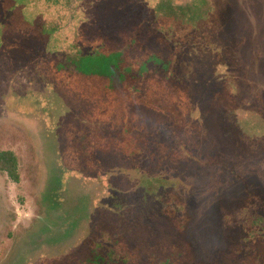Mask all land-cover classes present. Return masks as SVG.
Here are the masks:
<instances>
[{
    "label": "rangeland",
    "instance_id": "374dc122",
    "mask_svg": "<svg viewBox=\"0 0 264 264\" xmlns=\"http://www.w3.org/2000/svg\"><path fill=\"white\" fill-rule=\"evenodd\" d=\"M79 45L170 57L179 119L118 95L82 162L78 109L99 115L100 103L53 68ZM0 150L20 174L0 171V264H41L115 200L131 264L172 251L180 264H220L247 217L250 251L264 237V0H0Z\"/></svg>",
    "mask_w": 264,
    "mask_h": 264
},
{
    "label": "trees",
    "instance_id": "16d2710c",
    "mask_svg": "<svg viewBox=\"0 0 264 264\" xmlns=\"http://www.w3.org/2000/svg\"><path fill=\"white\" fill-rule=\"evenodd\" d=\"M133 43H135L134 39H132ZM128 47L130 45L104 54L97 53L92 46L79 45L78 49L81 48V52L63 56L53 63L56 72L69 70V75H78L80 79L77 78L72 85L82 91L86 88L90 98L100 103L97 110L99 115L87 113L83 111L84 108L78 109L79 114L86 119L87 126L86 129L81 130L86 142L76 144L80 148L81 161L84 160L87 165L90 164L89 156L92 150L90 143L98 140L97 133L101 132L99 127L103 125L100 117L107 114L113 101L121 98L118 95H126L129 99L141 101L164 111L175 121L181 116V103L175 94L178 79L173 73L171 58L153 53L141 60H128L126 58ZM84 80L90 82V85L84 86L81 83ZM155 83H159V90L156 88L155 91ZM103 95L107 96L108 100L101 101L100 97ZM123 132L122 139L125 137L123 144L127 148L126 152L132 153L134 150L131 146L134 140L132 136L128 137L132 129L124 127ZM108 138L110 141L119 139L116 135ZM152 168H147L144 173V185L149 184L151 173H155L151 171ZM0 171L6 173L12 182H19L18 159L12 150H0ZM114 207L115 210L95 212V222L79 240L60 252L45 255L41 264H131L132 260L138 258L137 252H133L136 247L129 245L127 237L129 230L127 224L123 222L125 216L121 213L117 200L114 201ZM242 223L238 226L248 235L246 232L254 224L248 221V217ZM242 236L231 240L230 247L224 253V261L220 264H264V237L260 238L249 251L248 248L243 247L245 236ZM179 256L178 252H168L158 263L180 264ZM45 258L47 260L44 261ZM239 259L242 261L240 262Z\"/></svg>",
    "mask_w": 264,
    "mask_h": 264
}]
</instances>
